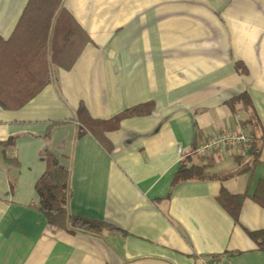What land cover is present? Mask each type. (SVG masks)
Segmentation results:
<instances>
[{
    "label": "crops",
    "instance_id": "crops-1",
    "mask_svg": "<svg viewBox=\"0 0 264 264\" xmlns=\"http://www.w3.org/2000/svg\"><path fill=\"white\" fill-rule=\"evenodd\" d=\"M29 1L0 0L4 40ZM46 36L49 82L19 109L0 105V264H197L205 254L264 264L249 233L264 230L253 197L264 179V0H62ZM243 94L258 118L248 126ZM148 103L151 114L116 126L124 110ZM80 107L107 123L103 143L80 132ZM241 130L261 142L250 171L235 148L195 150ZM46 145L70 171V213L118 230L48 223L36 191ZM185 157H203L219 178L173 186ZM222 189L248 194L238 221L218 201Z\"/></svg>",
    "mask_w": 264,
    "mask_h": 264
},
{
    "label": "trees",
    "instance_id": "trees-1",
    "mask_svg": "<svg viewBox=\"0 0 264 264\" xmlns=\"http://www.w3.org/2000/svg\"><path fill=\"white\" fill-rule=\"evenodd\" d=\"M62 0H30L13 35L4 40L0 37V105L5 109H19L36 96L49 82L47 31L50 29L53 16L60 10ZM78 53V51L76 52ZM75 59V57L73 58ZM72 59V60H73ZM236 100L242 102L247 113L244 126H248L257 118L253 104L248 95H241ZM154 110L153 103L140 104L116 116V126L124 118L149 115ZM80 123V132H91L102 143L107 123L92 119L86 108L80 107L76 114ZM63 122H55L60 124ZM250 146L247 152H238L235 160L239 165L250 161L241 172H246L259 166L261 142L255 131H250ZM49 137V132L46 134ZM7 147L15 145V138L11 137L4 143ZM43 154L47 158L45 172L36 182V191L40 196L39 210L46 216L48 223L58 229L74 233L83 231L94 235H101L105 230H118L114 225L70 213L68 204L72 195L70 186V171L64 167L58 158L50 151L49 145ZM11 163L18 164L13 157H8ZM192 162L191 157H185L174 176L173 186L182 181L207 180L219 178L208 172L209 164L205 159ZM248 196L231 194L222 189L218 201L238 221V214ZM253 197L264 206V179L257 183ZM250 235L264 249V230L250 231Z\"/></svg>",
    "mask_w": 264,
    "mask_h": 264
},
{
    "label": "built area",
    "instance_id": "built-area-1",
    "mask_svg": "<svg viewBox=\"0 0 264 264\" xmlns=\"http://www.w3.org/2000/svg\"><path fill=\"white\" fill-rule=\"evenodd\" d=\"M250 146V134L247 130L239 132H221L209 136L195 150L200 155H207L212 151L235 148L239 152H247ZM181 152V147H178ZM197 264H231L229 256L225 254L200 255Z\"/></svg>",
    "mask_w": 264,
    "mask_h": 264
}]
</instances>
